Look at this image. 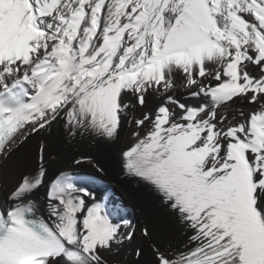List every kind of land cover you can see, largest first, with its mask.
<instances>
[{"label": "snow or ice", "instance_id": "6c2138e0", "mask_svg": "<svg viewBox=\"0 0 264 264\" xmlns=\"http://www.w3.org/2000/svg\"><path fill=\"white\" fill-rule=\"evenodd\" d=\"M53 129L127 137L154 264H264V0H0V264H109L137 228L76 174L91 156L50 181L41 139L6 182Z\"/></svg>", "mask_w": 264, "mask_h": 264}, {"label": "bare ground", "instance_id": "6f19581e", "mask_svg": "<svg viewBox=\"0 0 264 264\" xmlns=\"http://www.w3.org/2000/svg\"><path fill=\"white\" fill-rule=\"evenodd\" d=\"M41 139L48 147L50 181L62 169L68 168L73 157L81 155L91 156L105 169V174H100L91 165H84L76 168V174L80 177L91 178L87 180V183L96 194L97 199L106 202L109 207L118 208L120 210V222L126 221L137 228V232L131 241H126L118 252L108 256L109 264H154V257L150 248L151 242L146 240L140 232L148 216L145 199L133 184L121 178L119 150L128 143L127 137L122 138L121 143L116 146L95 141H80L69 144L64 139L60 129H53L43 138L33 139L27 147L22 148L13 156L8 164V176L6 177L9 186L14 184L22 174L32 172L38 166V146ZM53 156L56 158L55 160H51ZM42 196L43 193H41ZM151 219L160 230L156 237L159 239L163 231L162 221L155 212L152 213ZM137 249L143 250V255L139 260L135 256Z\"/></svg>", "mask_w": 264, "mask_h": 264}]
</instances>
